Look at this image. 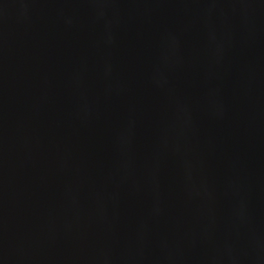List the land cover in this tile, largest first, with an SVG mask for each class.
<instances>
[{
  "label": "water",
  "instance_id": "obj_1",
  "mask_svg": "<svg viewBox=\"0 0 264 264\" xmlns=\"http://www.w3.org/2000/svg\"><path fill=\"white\" fill-rule=\"evenodd\" d=\"M0 264H264V0H0Z\"/></svg>",
  "mask_w": 264,
  "mask_h": 264
},
{
  "label": "bare ground",
  "instance_id": "obj_2",
  "mask_svg": "<svg viewBox=\"0 0 264 264\" xmlns=\"http://www.w3.org/2000/svg\"><path fill=\"white\" fill-rule=\"evenodd\" d=\"M65 259V257H63V260Z\"/></svg>",
  "mask_w": 264,
  "mask_h": 264
}]
</instances>
